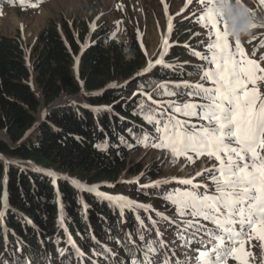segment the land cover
<instances>
[{
  "label": "trees",
  "instance_id": "obj_1",
  "mask_svg": "<svg viewBox=\"0 0 264 264\" xmlns=\"http://www.w3.org/2000/svg\"><path fill=\"white\" fill-rule=\"evenodd\" d=\"M0 1L22 5L30 0ZM82 23L78 36L70 28L63 35L57 25H48L29 51L19 35L0 36V264H95L94 259L105 261L103 243L116 251L115 264H131L127 259L140 258L129 229L142 248L150 243L144 233L137 236L130 224L133 216L144 222L164 219L162 212L177 209L165 194L185 188L178 183L142 188L162 180L166 168L134 169L130 153L155 141L141 142L145 134H154L146 113L165 121L168 115L188 119L167 103L188 95L154 89L164 84L172 90L171 85L187 80L191 65L186 57L201 61L193 54L197 51L173 44L162 57L164 64L149 69L158 58L149 61L135 32L126 45L103 25L90 29ZM187 27L180 22L178 40L185 38ZM256 46L264 57V39ZM76 96L87 102H61ZM125 176L130 179L123 180ZM73 181L96 185L95 191ZM101 192L143 201L155 215L134 204L120 206L128 218L124 222L120 208L97 194ZM145 225L140 228L146 230ZM69 235L83 251L93 250L94 259L75 256Z\"/></svg>",
  "mask_w": 264,
  "mask_h": 264
},
{
  "label": "snow or ice",
  "instance_id": "obj_2",
  "mask_svg": "<svg viewBox=\"0 0 264 264\" xmlns=\"http://www.w3.org/2000/svg\"><path fill=\"white\" fill-rule=\"evenodd\" d=\"M199 2L205 4L206 0ZM207 3L211 4L212 0H207ZM260 3L264 4V0ZM199 19L205 27L210 26L206 52L193 53L204 62L199 66L201 82L177 83L171 85L172 90H168V85L158 84L154 93L164 90L163 94L188 95L200 102H167L172 111L188 117L184 120L168 115L165 121L146 113L148 123L154 125V134H145L141 142L153 139L155 143L152 147L168 149L173 156L195 153L207 154L215 159L213 167L205 169L212 187L190 179L179 180L178 183L186 187L174 189L164 198L177 206L181 217L192 218L184 224L186 230L195 228L190 242L198 246L196 264H227L229 258L241 260L235 245L242 239L254 235L264 242V94L255 87L258 82L264 81V75H257V72L264 73V68L246 57L238 38L233 48L227 34L222 32L219 15L211 7ZM252 26L256 27L255 24ZM155 64L162 65L164 61L161 58ZM151 67L150 63L149 69ZM249 84L254 87L250 89ZM141 111H145L144 106H141ZM160 115L163 117L165 113ZM198 175L203 176L204 173ZM171 182L164 179L141 187L160 188ZM73 183L81 186L77 181ZM88 191H95V187ZM97 194L106 196L104 193ZM106 198L121 206L135 203L123 196ZM137 207L147 210L150 206L138 204ZM200 219L214 225L213 229H203L207 239L199 235L202 230ZM157 243H148L143 261L135 259L132 264H167L157 259L161 255ZM261 247L264 248V243ZM185 264L191 262L186 261Z\"/></svg>",
  "mask_w": 264,
  "mask_h": 264
},
{
  "label": "rangeland",
  "instance_id": "obj_3",
  "mask_svg": "<svg viewBox=\"0 0 264 264\" xmlns=\"http://www.w3.org/2000/svg\"><path fill=\"white\" fill-rule=\"evenodd\" d=\"M209 7L219 15L223 25L222 32L227 34L233 48L236 45V37L232 35V31L234 29L243 31L245 34L238 38L243 52L248 59L258 62L260 67L264 68V57L256 49L258 41L264 39V4H261L260 0H212L211 4H208L207 0L205 4H201L199 0H191L190 3L188 0H32L28 4L5 5L4 8H0V36L19 35L29 51L48 25H57L63 35L65 30L70 28L78 36L82 22L86 21L90 29H97L103 25L118 43L126 45L130 42L132 32H135L149 61L152 62L157 58L160 59L173 44L187 47L190 45L198 53H205V45L209 42L210 26L205 27L199 17L206 13ZM181 21H184L185 26L188 27L183 31L185 38L178 40L176 33L179 31ZM253 24L256 27H253ZM201 41L204 43L202 44ZM186 58L191 66L189 67L190 74L184 82L193 84L201 82L202 71L199 66L204 62L191 57ZM78 59L76 57L74 65L76 75H78ZM151 64L155 65V62ZM257 75H264V73L257 72ZM248 87L251 89L254 86L249 84ZM255 87L261 94H264V81L258 82ZM180 100L187 102L195 99L184 96ZM61 102L62 104H77L87 101L83 97L76 96L65 97ZM45 110L44 108L42 113ZM151 145H141L139 150L130 153V158L134 162L132 168L143 165L145 169H150L154 165L161 164L166 168L164 177L190 179L194 183L208 184L212 187L205 169L212 168L216 163L213 157L195 153L173 156L170 150L158 149ZM199 173H204V175H198ZM55 176L56 178L62 177L64 174L55 173ZM129 179V176L123 177V180ZM172 213H176L174 218L181 217L178 209L173 210ZM202 221L200 222L202 230L199 235L207 239L203 229H213L214 225L210 221L203 219ZM162 222L164 225L167 224L165 220ZM131 226L137 231V236H143L144 233L145 236H149L150 242H158L156 246L163 245L168 252H171L173 264H177V261L179 264H185L186 261L196 264L197 249L191 247L194 244L187 241L184 232L181 235L183 229L178 231L172 226L162 225L156 229L149 227L150 230L147 231L140 228V223L134 220ZM159 231L166 235L167 241L160 237ZM248 240L249 247L244 250L247 252L237 253L241 260L229 258L227 264H241V262L243 264H264V248L261 247L264 242L252 235L251 238L242 239V242L238 243L239 246ZM201 250L204 249L201 248ZM175 252L181 254L177 256ZM87 254L92 257L93 250ZM105 257L104 264H115L107 254ZM160 260L170 264L167 255H163Z\"/></svg>",
  "mask_w": 264,
  "mask_h": 264
},
{
  "label": "clouds",
  "instance_id": "obj_4",
  "mask_svg": "<svg viewBox=\"0 0 264 264\" xmlns=\"http://www.w3.org/2000/svg\"><path fill=\"white\" fill-rule=\"evenodd\" d=\"M245 34L243 31L241 30H238V29H234L232 31V35L236 38H239L241 35Z\"/></svg>",
  "mask_w": 264,
  "mask_h": 264
}]
</instances>
